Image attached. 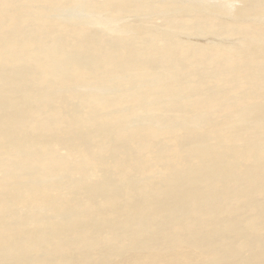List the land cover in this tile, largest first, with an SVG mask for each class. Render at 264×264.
I'll return each mask as SVG.
<instances>
[{"label":"bare ground","instance_id":"6f19581e","mask_svg":"<svg viewBox=\"0 0 264 264\" xmlns=\"http://www.w3.org/2000/svg\"><path fill=\"white\" fill-rule=\"evenodd\" d=\"M100 6L116 15L125 8L123 0L96 8L92 0H0V264H264L260 132L227 134L239 114L224 87L163 86L156 70L179 65L173 49L114 48L103 35L86 44L85 23L54 18ZM203 54L188 58L207 68L236 59L202 64ZM79 56L95 66L76 65ZM246 67L249 77L229 87L263 97L264 60ZM51 127L58 138L34 133ZM79 130L90 143L68 135ZM118 144L122 169L113 179L104 165ZM153 171L156 178L143 177ZM167 223L172 244L156 240Z\"/></svg>","mask_w":264,"mask_h":264},{"label":"rangeland","instance_id":"374dc122","mask_svg":"<svg viewBox=\"0 0 264 264\" xmlns=\"http://www.w3.org/2000/svg\"><path fill=\"white\" fill-rule=\"evenodd\" d=\"M107 1L110 2V0ZM92 3L96 8L99 4H105L106 0H92ZM123 5L125 8L121 13L119 12V15H116L117 7L100 6L99 13H89L74 8L68 9L63 14H57L54 18L57 22L67 19L85 23L88 31L85 32L83 41L86 44L93 42L95 37L103 35L101 38L105 44L114 48L133 42L136 45L154 44L157 48L173 49L179 65H169V71L158 68L157 80L161 79L162 82L156 80L157 84L161 82L163 86L172 87L174 90L181 87L184 89L192 81H198V83L203 81L209 86L224 87L229 93L227 97L235 94L234 98L229 99L227 107L236 109L234 112L238 111L239 114V116L232 114L233 121L226 126L229 129L227 134L230 135L231 130L234 129L237 132L256 130L255 132L259 131L260 135L255 140L264 144V96H260L263 100L251 94L243 96L242 93L232 91L229 87L234 85L230 79L242 74H250L247 65L264 60V0H123ZM6 41L7 36L0 33V48ZM199 50L204 52L202 59L199 60L202 64H224L227 57L236 59L230 64L219 65L220 67H198L197 61L191 62L188 55ZM93 61H89L88 56L73 59L76 65L84 64L82 66L87 68L95 66ZM34 64L37 66L36 63ZM215 68L219 69L215 71ZM152 69L155 70L154 67ZM147 71L144 72L148 73ZM222 80L227 82L222 83ZM75 89L85 90L83 86H76ZM179 97H183L182 93L174 95V98L179 99ZM60 105L59 101L51 103L53 108H58ZM67 107L72 109V113L76 111V107L70 104L69 100ZM227 107L215 112V121L221 122L224 113L231 111L226 110ZM34 133L40 140L47 136L58 138L60 129L51 127L42 132L34 131ZM75 134H77V142L90 143L84 131L79 130L68 135ZM157 147H159L158 144ZM55 152L65 154L66 149L56 148ZM123 152L124 145L118 144L107 153L108 162L105 163L104 168L109 171L113 179L118 177L122 169ZM1 173L0 169V176ZM158 175V171H153L143 177L156 178ZM156 240L165 244L174 242L168 223L157 233Z\"/></svg>","mask_w":264,"mask_h":264}]
</instances>
